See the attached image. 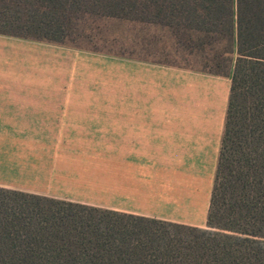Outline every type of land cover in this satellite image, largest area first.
Wrapping results in <instances>:
<instances>
[{
    "label": "crops",
    "instance_id": "0c3cea01",
    "mask_svg": "<svg viewBox=\"0 0 264 264\" xmlns=\"http://www.w3.org/2000/svg\"><path fill=\"white\" fill-rule=\"evenodd\" d=\"M144 2L159 9L132 23L173 25L147 30L161 40L200 22L198 0ZM230 92L227 77L0 35V187L204 228Z\"/></svg>",
    "mask_w": 264,
    "mask_h": 264
},
{
    "label": "trees",
    "instance_id": "16d2710c",
    "mask_svg": "<svg viewBox=\"0 0 264 264\" xmlns=\"http://www.w3.org/2000/svg\"><path fill=\"white\" fill-rule=\"evenodd\" d=\"M198 1L165 41L144 0H0V35L231 79L206 227L0 187V264H264V0Z\"/></svg>",
    "mask_w": 264,
    "mask_h": 264
}]
</instances>
